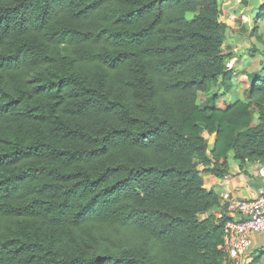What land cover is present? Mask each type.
I'll use <instances>...</instances> for the list:
<instances>
[{
    "label": "trees",
    "instance_id": "obj_1",
    "mask_svg": "<svg viewBox=\"0 0 264 264\" xmlns=\"http://www.w3.org/2000/svg\"><path fill=\"white\" fill-rule=\"evenodd\" d=\"M219 1L0 0V264H235L202 172L264 168V63L217 104Z\"/></svg>",
    "mask_w": 264,
    "mask_h": 264
},
{
    "label": "crops",
    "instance_id": "obj_2",
    "mask_svg": "<svg viewBox=\"0 0 264 264\" xmlns=\"http://www.w3.org/2000/svg\"><path fill=\"white\" fill-rule=\"evenodd\" d=\"M241 1H242L241 3H239L240 0H238L237 2H234L232 6L229 5L231 1H228L225 3L226 5H229V6H226V9L223 10L222 8H220V20H222L226 24V37H225L224 42H226L228 39V36H227L228 30H234L236 34H241L243 32H247L249 34V31H247V27H249L250 31L252 30V34H255V29L257 27L260 28L261 24L264 23V17L258 18V14L260 10L257 12L256 17L254 19L252 20L250 19L249 12L252 11L250 9L251 8L250 3L252 2V0H249V3L246 2V0H241ZM261 2L262 4L259 7L260 9L264 4L262 0ZM230 7L237 8L234 14L230 13ZM247 21H248V24H245ZM239 22L240 24H238ZM252 24H253V27L251 28ZM234 45H237V44L236 43L232 44L233 47H235ZM231 61H237V57L235 56V54L230 56V58L228 59V63H230ZM232 65L233 64L231 65L228 64L229 67H233ZM246 72H247L246 70L240 73L237 72L238 74H242L240 79H244V80H241L243 84L244 83L247 84V81H248V78H246L245 76ZM235 78H237V76ZM233 92L236 93V91H233ZM199 93H202V92H199ZM231 93H229V97H230L229 101L232 99L230 95ZM205 135L206 134L204 133L203 136L206 137L207 135L206 136ZM209 137L211 138V142H210L211 144L213 141V136H209ZM226 161H227V167H226L227 173L225 175L216 176L207 171L202 172V179L204 182V186L207 189H211L219 197V204L217 205L216 208L211 210V213L214 214L216 217L220 216L221 214H225L227 217L232 216V214L227 210L225 204H223V201L221 200V196L223 194L228 193L236 197L251 198V197L256 196L259 192H264V171L260 170V168L263 167L261 163L246 162L242 166H240L238 162L232 158L231 152L229 153ZM199 168L203 169L204 167L200 166ZM257 255H260V257L255 264H264V232H253L251 234L248 255L246 259H243V260H245V262L248 263L249 261L253 259L254 256H257ZM227 259L229 258L227 257ZM234 263L240 264L241 262H238V263L234 262Z\"/></svg>",
    "mask_w": 264,
    "mask_h": 264
},
{
    "label": "built area",
    "instance_id": "obj_3",
    "mask_svg": "<svg viewBox=\"0 0 264 264\" xmlns=\"http://www.w3.org/2000/svg\"><path fill=\"white\" fill-rule=\"evenodd\" d=\"M221 200L232 214L223 225V249L229 259L245 264L243 259L248 255L251 234L264 232V192L251 198L225 193Z\"/></svg>",
    "mask_w": 264,
    "mask_h": 264
},
{
    "label": "rangeland",
    "instance_id": "obj_4",
    "mask_svg": "<svg viewBox=\"0 0 264 264\" xmlns=\"http://www.w3.org/2000/svg\"><path fill=\"white\" fill-rule=\"evenodd\" d=\"M231 1L229 5H233L234 2H237L238 0H220V8L223 10L226 9L225 3ZM264 2V0H262ZM242 1L240 0L239 3ZM246 2L249 3V0H246ZM262 2L261 0H252L250 3L251 10L249 12L250 19H254L256 17L257 12L260 10ZM237 8L230 7V13L234 14L235 10ZM230 15V14H229ZM236 22V21H235ZM240 24V22L238 23ZM248 24V21L245 23ZM263 24V25H262ZM261 24L260 28L255 29V34H252V30L250 31L249 27H247V31H249V34L247 32H243L241 34H236L234 30H228L227 36L228 39L226 42H224L222 46V51L225 54V56H232L235 54L237 57V61H231L228 63L229 65L233 64L232 66L235 68V72H242L246 70L245 73L246 78H248V75L252 72L260 70L262 67V63H264V23ZM236 26V25H235ZM248 26V25H247ZM253 27V24L251 25V28ZM235 40V41H234ZM236 43L237 45L232 46V44ZM234 48V49H233ZM261 63V64H260ZM241 70V71H240ZM242 74H238L237 78L234 79V91L230 95L233 99L235 96L243 97V90L246 88L247 84L242 83L240 79ZM216 91V88H212V92ZM198 101L201 102L204 100L205 95L203 93H198ZM229 94L225 97H221L217 104L221 105L222 103H225L226 101H229ZM206 136V135H205ZM206 139L209 141V144L211 142V138L206 136Z\"/></svg>",
    "mask_w": 264,
    "mask_h": 264
}]
</instances>
